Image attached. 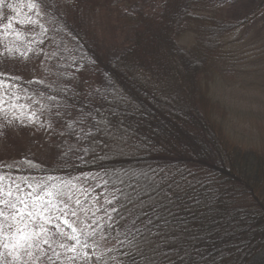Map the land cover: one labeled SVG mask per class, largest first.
I'll return each instance as SVG.
<instances>
[{"label":"trees","instance_id":"trees-1","mask_svg":"<svg viewBox=\"0 0 264 264\" xmlns=\"http://www.w3.org/2000/svg\"><path fill=\"white\" fill-rule=\"evenodd\" d=\"M244 23L210 0H150L120 30L72 169L110 194L104 248L68 264H264V148L220 133L209 93Z\"/></svg>","mask_w":264,"mask_h":264},{"label":"rangeland","instance_id":"rangeland-1","mask_svg":"<svg viewBox=\"0 0 264 264\" xmlns=\"http://www.w3.org/2000/svg\"><path fill=\"white\" fill-rule=\"evenodd\" d=\"M146 1L3 0L0 264H68L104 248L100 226L110 194L100 188L97 176L72 169L81 161L79 136L101 107L109 47ZM210 1L220 19L245 22L227 40L228 63L209 86L220 108L212 119L232 142L264 148V0ZM190 38L184 36L181 42L190 46ZM175 88L164 90L167 100ZM9 203L24 209L29 231L45 229L37 238L39 248L34 244L31 256L28 249L19 250V260L2 246L15 232L9 226L17 224L12 220L16 209Z\"/></svg>","mask_w":264,"mask_h":264},{"label":"snow or ice","instance_id":"snow-or-ice-1","mask_svg":"<svg viewBox=\"0 0 264 264\" xmlns=\"http://www.w3.org/2000/svg\"><path fill=\"white\" fill-rule=\"evenodd\" d=\"M3 5V0H0V6ZM9 8L13 7V5L9 4L7 5ZM30 7H35V5H30ZM8 27H11V25H8ZM11 195V193H9ZM47 195L51 196L52 193L48 192ZM42 202V198H39ZM19 203L22 205H26V201L23 199L19 200ZM9 206L13 209H16V211L12 215V220L17 221L16 225H10L9 227H15V232L11 235L9 238V242L3 243V248L5 250H8V254L12 255L14 260H19L20 257L19 255H16V253L21 250V249H28L29 251L26 252L28 256L32 255V252L30 249L33 248L34 244L35 247L39 248V240L37 239L40 235V233L45 232V229L43 226L39 228L38 232H31L28 230L27 224L24 221V209H17L16 204H11L9 203ZM35 207V205H34ZM3 213L0 212V216H2ZM28 217H33L34 213L33 212H28L27 213ZM35 215H40L41 219H43V215L39 212L35 213ZM48 221L45 220V223ZM23 224V227H20L19 225ZM2 239V237H0ZM44 243H48V241L45 239L43 241ZM0 255H3V253H0Z\"/></svg>","mask_w":264,"mask_h":264}]
</instances>
